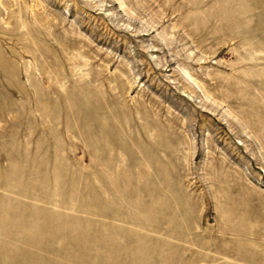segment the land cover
I'll list each match as a JSON object with an SVG mask.
<instances>
[{
    "label": "rangeland",
    "instance_id": "obj_1",
    "mask_svg": "<svg viewBox=\"0 0 264 264\" xmlns=\"http://www.w3.org/2000/svg\"><path fill=\"white\" fill-rule=\"evenodd\" d=\"M0 264H264V0H0Z\"/></svg>",
    "mask_w": 264,
    "mask_h": 264
}]
</instances>
